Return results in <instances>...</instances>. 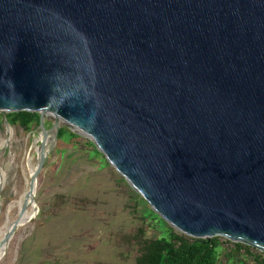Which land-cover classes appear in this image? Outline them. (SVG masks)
Here are the masks:
<instances>
[{
  "label": "water",
  "instance_id": "obj_1",
  "mask_svg": "<svg viewBox=\"0 0 264 264\" xmlns=\"http://www.w3.org/2000/svg\"><path fill=\"white\" fill-rule=\"evenodd\" d=\"M22 112L42 138L0 259L60 129L174 231L264 254V0H0V153Z\"/></svg>",
  "mask_w": 264,
  "mask_h": 264
},
{
  "label": "rangeland",
  "instance_id": "obj_2",
  "mask_svg": "<svg viewBox=\"0 0 264 264\" xmlns=\"http://www.w3.org/2000/svg\"><path fill=\"white\" fill-rule=\"evenodd\" d=\"M50 127L47 121L46 129ZM10 129L8 145L0 153V240L18 217L42 138L38 130L25 134ZM6 139L3 126L0 150ZM70 141L68 134L54 146L48 140L45 150L50 152L37 178L36 214L15 232L0 264H135L137 247L121 243L117 236L133 235L144 226L148 238H157L158 230L166 229L89 140ZM229 249L222 247L218 264H227L223 254ZM245 259V264H253Z\"/></svg>",
  "mask_w": 264,
  "mask_h": 264
},
{
  "label": "trees",
  "instance_id": "obj_3",
  "mask_svg": "<svg viewBox=\"0 0 264 264\" xmlns=\"http://www.w3.org/2000/svg\"><path fill=\"white\" fill-rule=\"evenodd\" d=\"M1 118V117H0ZM9 126L14 133L20 131L30 134L36 131L40 124V117L33 113H12L7 115ZM4 126L0 121V128ZM69 135L72 141L80 140V137L74 135L66 129H60L58 140ZM72 141L69 142L72 145ZM62 198L58 197V201ZM159 223L166 226V229H159V237L148 238L144 226L140 227L135 234L129 236H117L118 241L127 245L137 247L138 257L135 264H218L219 254L222 247L228 246L230 249L223 254L227 264H245V258L253 260V264H264V254L256 252L251 253V248L233 244L227 240L222 242L220 238H213L210 241L192 239L178 232L162 221L157 215Z\"/></svg>",
  "mask_w": 264,
  "mask_h": 264
},
{
  "label": "bare ground",
  "instance_id": "obj_4",
  "mask_svg": "<svg viewBox=\"0 0 264 264\" xmlns=\"http://www.w3.org/2000/svg\"><path fill=\"white\" fill-rule=\"evenodd\" d=\"M5 143V142H4ZM2 145V144H1ZM20 202V201H19ZM35 214H36V210H35V212H32L30 215H32L33 217L35 216ZM29 215V214H28ZM25 218V217H24ZM1 233V232H0ZM1 235V234H0ZM4 256H5V254H4ZM4 256H1V259L4 257ZM0 259V260H1Z\"/></svg>",
  "mask_w": 264,
  "mask_h": 264
}]
</instances>
